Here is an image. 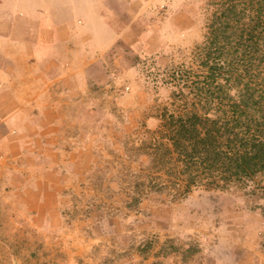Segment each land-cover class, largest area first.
<instances>
[{
  "label": "rangeland",
  "instance_id": "rangeland-1",
  "mask_svg": "<svg viewBox=\"0 0 264 264\" xmlns=\"http://www.w3.org/2000/svg\"><path fill=\"white\" fill-rule=\"evenodd\" d=\"M14 1L0 264H264V174L190 188L163 126L206 92L264 105V0Z\"/></svg>",
  "mask_w": 264,
  "mask_h": 264
},
{
  "label": "trees",
  "instance_id": "trees-1",
  "mask_svg": "<svg viewBox=\"0 0 264 264\" xmlns=\"http://www.w3.org/2000/svg\"><path fill=\"white\" fill-rule=\"evenodd\" d=\"M236 8L237 5L231 6L235 14ZM246 25L253 30L250 23ZM237 27L233 26L232 32L235 33ZM230 28L227 27L226 32ZM220 31L219 27L213 32L209 47L221 43L224 35L220 36ZM219 69H222L221 63L214 62L211 72ZM210 70L211 67L207 71L209 75ZM202 89L205 93L206 89ZM217 94L214 100L206 92L199 108L193 103L192 109L187 106L183 113L165 115L163 126L167 139L190 188L197 187L203 178L220 187V182L224 186L231 182L242 183L264 174V105L261 99L249 92H242L236 98L224 92ZM214 101L219 107L212 111L213 105L217 107Z\"/></svg>",
  "mask_w": 264,
  "mask_h": 264
},
{
  "label": "crops",
  "instance_id": "crops-1",
  "mask_svg": "<svg viewBox=\"0 0 264 264\" xmlns=\"http://www.w3.org/2000/svg\"><path fill=\"white\" fill-rule=\"evenodd\" d=\"M147 1H145V2L140 1L139 4L144 3L145 5H147V4H149L150 0L148 2ZM21 3L23 4V1L22 2L20 1V4ZM24 3H26V1H24ZM14 4L16 5V0L14 1ZM12 8L13 9H11V15L7 16L6 18H3V20L0 21V38H2L0 40H6L7 42H11V41L24 42L23 38H22L24 36V34H22V31L19 27L20 25L18 23L19 17H18L17 10L14 9V7H12ZM136 12L139 13V5H138V9ZM121 30H122V28L119 30L118 33H116V35H119L121 33L120 32ZM17 33H19L18 34L19 37L21 36L20 38L15 36V35H17ZM61 33H59V35ZM67 33L70 35V32H67ZM54 35L55 36L52 37V40H54V38L59 37V35H56V34H54ZM45 41H46L45 43L47 44L48 39H45ZM54 41H57V40H54Z\"/></svg>",
  "mask_w": 264,
  "mask_h": 264
}]
</instances>
